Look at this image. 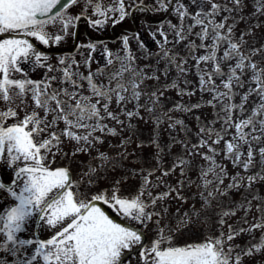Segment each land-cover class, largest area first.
Returning <instances> with one entry per match:
<instances>
[{
    "label": "snow or ice",
    "instance_id": "6c2138e0",
    "mask_svg": "<svg viewBox=\"0 0 264 264\" xmlns=\"http://www.w3.org/2000/svg\"><path fill=\"white\" fill-rule=\"evenodd\" d=\"M79 2L80 0H0V37L10 34V38L0 39V100L13 103V90H16L15 96L20 98L21 103H24V97L30 93L34 104L33 111L25 113L22 118H18V112L11 107L0 112V160L12 169L10 178L0 180V253L8 257L0 259V264H123L124 252L131 251L137 245L143 249L139 254L143 264H242L243 257L264 253V196L258 198L254 193H250L251 199L246 198V206L241 205L245 211L243 223L248 224L247 228L228 225L227 241H234L244 233L252 235L257 231L261 232L259 240L256 241L253 235V242L247 246L229 244L226 248L223 233L219 236H208L202 242L177 246L172 243V236L166 235L164 228L159 227L160 221L156 220L157 237L150 247L144 248L142 227L152 222L153 217L161 215L158 211L149 212L147 209L150 206L155 207L157 201L167 199L171 192L177 191L176 189L169 187L168 191L153 197L148 186L156 185L149 179L154 172L149 171L148 175L142 178L140 190L127 198L121 197L118 189L113 190L111 194L98 192L90 197L85 194L83 198H77V194L71 189L79 184H74L69 169H52L46 165L47 155H56L53 149L59 148L62 137L87 146L103 143L101 137L94 133L111 136L117 134L116 129L104 123L105 120L123 124L124 121L119 119L120 115L131 121L139 116L141 108L154 114L159 101V88L150 94L142 89L146 80H159V76L155 74V70L152 75H148L143 69L131 67L134 57L128 53L127 36L122 38L126 56L123 59L117 57L121 67L108 75L107 84L96 83L91 74L80 77L87 81V91L90 95L78 91L69 92L67 89H52L48 82L12 78L13 72L22 73L21 60L27 62L34 58L36 64L43 67L40 61L46 59L35 50L28 39L20 37H32L41 44L48 45L49 40L53 38L49 37L45 29L49 23H55L57 20L65 34H69L68 29L74 27V21L80 20L81 16H69L66 14L67 9ZM86 2L93 6L92 15L101 17L89 19L93 27H102L109 19H112L114 24L120 23L130 15L124 0H116L113 6H104L96 0ZM195 2L196 0H193V3ZM207 2L210 4V10L191 15L187 6L179 0H155L153 11H172L180 21L179 26L171 23L168 25L174 37L172 40L164 30V25L159 26L158 34L162 39L157 41L160 47L157 62L163 61L166 66L174 65L179 73L186 75L188 69L184 65L188 63L187 58L181 57L182 62L177 63L178 52H172L165 45L171 43L175 47L195 34L199 43L188 41L186 47L190 54L203 50L202 55L191 56L194 61L192 67L197 70L200 91L211 93L207 104L218 110L217 120L211 123L221 125L219 129L201 125L197 134L198 142L192 145V149H206V152H194L188 149L186 143L175 139L172 143H184L188 156L199 154L209 163V168L201 169L205 188L212 183L206 179L209 174L216 176L219 182L223 183L220 177L227 174L226 169L215 159L221 155L223 159L231 161L233 167H238L245 173L259 169L246 177L247 186L251 188L252 185L264 181V66L252 60V56L261 50L253 49L250 55H245L241 51L243 34L236 42L230 38L234 26L227 23L229 17L223 16L219 22L215 20L222 11L232 12L244 7V0H232V7L227 4L220 5L214 0ZM173 4L174 8L171 7ZM133 7L140 8L141 5L133 0ZM109 13L119 15L110 16ZM252 15L264 16V0H254ZM189 18L192 23L185 26V21ZM194 28L200 30L194 33ZM156 35L157 33H152L153 40H156ZM61 39L60 35L54 37L56 42ZM137 39L139 40V37ZM140 47H144L142 43ZM108 55L111 56V53ZM260 59L264 61V54L260 55ZM60 62L64 63L63 60ZM112 63V59H109L108 64ZM202 65L208 67L205 69ZM51 70L49 68V71ZM167 72L168 67H165L164 75H167ZM63 77L62 82H70L74 89L82 87L72 79V73L67 68L63 70ZM51 79L54 80L55 77ZM185 84H188L187 80ZM168 87L176 88L178 85L172 82L165 85V90ZM179 94L193 93L180 90ZM144 95H148L149 99L145 104H141ZM160 95H163V92H160ZM113 104L118 111L112 110ZM128 104H132L134 110H128ZM193 107L199 108L200 105H176L178 110L185 112L191 111ZM36 109L41 110L43 116ZM219 112L224 115L220 116ZM9 119L16 122L6 124ZM161 119L157 116L156 123L159 124ZM60 122L64 128L57 134L52 129ZM175 124L182 125L183 122L176 120ZM169 127L174 125L169 124ZM45 136L47 138H44ZM152 142L157 149L163 151L155 138ZM166 147L170 149L171 145ZM99 159L112 167L119 164V161L104 153L99 154ZM189 165V160L178 155L171 169H164L162 175L168 176L170 171L177 168L181 175H185L186 171L190 170ZM96 172V168H89L85 173L88 182H91ZM243 179L237 173L228 187L240 188ZM157 180L164 183L159 177ZM216 190L220 191L219 188ZM145 192L149 200L144 199ZM212 195L211 191L207 196L201 193L205 206L209 204L208 197ZM177 198L184 199L178 191ZM252 201H256L258 215L253 218L252 223H248L246 216L251 211ZM98 203L106 204L117 215L135 222L141 228L115 222L97 206ZM184 215L186 219L178 221L177 230L181 224H186L193 216L199 217L201 213L193 205ZM229 215H235V212L222 213L219 221L222 226L225 223L223 217ZM33 217H37L50 228L57 229L51 238H19L18 234L25 231V225ZM166 227L169 232L173 231L170 226Z\"/></svg>",
    "mask_w": 264,
    "mask_h": 264
},
{
    "label": "rangeland",
    "instance_id": "374dc122",
    "mask_svg": "<svg viewBox=\"0 0 264 264\" xmlns=\"http://www.w3.org/2000/svg\"><path fill=\"white\" fill-rule=\"evenodd\" d=\"M96 2H101L104 6H113L116 0H96ZM179 2L187 6L191 15H195L196 12L202 10H210V4L207 0H196L195 3H193V0H179ZM214 2L220 5L227 4L229 7H232V0H214ZM135 3L141 5V7H133V0H124L126 9L130 15L120 23L114 24L112 19L107 20L102 27H93L89 23L90 29L88 33L92 40L83 34L84 21L78 22L76 52L73 56L64 54L63 51L73 49V30L75 26L68 29L69 34H65L59 20L55 23H49V37L53 39H50L48 44L50 52L48 54L47 75L44 82L50 83L52 89H67L69 92L78 91L84 95H90L87 91V81L80 79V77H86L91 74L96 83L107 84L108 75L121 67L120 60L117 57L123 59L126 56L122 38L127 36L128 53L134 57L131 67L137 70L143 69L148 75H152L153 70H155V74L159 76V80H146L144 85H142L143 92L145 93L150 94L157 88L160 89V92H163V95L157 92L159 101L156 104L155 113L151 114L141 108L139 116L134 117L131 121L125 116L120 115L119 119L124 121L123 124L105 120L104 123L116 129L117 134L111 136L102 135L99 132L94 133V135L101 137L103 143H95L92 146L77 144L75 141L62 137V143L59 145V148L53 149L56 155H47L45 160L46 165L51 168L56 165L69 167L74 174V181L83 178L88 179L85 173L88 172L90 167L96 168L97 172L93 174V180L99 184L98 186L106 190L107 187L111 188L112 191L118 189L120 194H124L125 197L136 194L140 190L142 178L147 176L149 171H153L154 175L149 177V179L156 186H148V190L152 192L153 197L168 191V188L171 187L176 189L184 199H178L177 191H173L167 199L157 201L155 207L150 206L147 209L149 212L158 211L161 213L160 216L153 217V221L147 224V228L152 230L150 233L152 241L157 237L158 226L155 223L156 220L160 221L159 227L164 228L165 234L172 236V243L175 245H180L181 241L186 244L202 242L208 236H219L221 233L224 234L223 238L226 248L229 244L247 246L253 242V235L255 240L258 241L261 236V232L259 231L252 235L247 233L241 234L234 241H227V233L228 225H232L233 227H248V224L243 223L245 211L241 205H245L246 198L251 199L250 193H254L258 198L264 196V181L252 185L251 188L247 186V175L253 174V172L259 169L245 173L242 169L233 167L231 161L223 159L222 155L216 156L217 162L225 166L227 174L220 177L223 179L222 184L216 176L209 174L206 179L212 181V183L205 188L204 180L201 178V169L209 168V163L199 154L194 156L186 154L184 143L188 145V149L194 152H206V149H192V145L198 142L197 134L201 125L207 127L214 126L217 129L221 127L220 123H215L214 125L211 123L217 120L218 110L207 104V101L211 99V93L200 91L197 70L192 67L194 61L191 59V56L202 55L203 50L190 54L186 47L188 41H194L198 44V38L193 34L183 44L176 45L175 47L171 43L165 45L172 52H178L177 63L182 62L181 57L187 58L188 63L184 65L188 69L186 75L179 73L174 65L166 66L163 61L158 63L157 56L160 52V47L157 41L162 39L158 34L159 26L161 24L164 25V30L168 33L169 39L172 40L174 37L168 25L171 23L179 26L180 21L172 11L167 13L153 11L156 6L155 0H135ZM244 4L245 6L239 10L232 12L222 11L215 17V20L219 22L223 16L229 17L227 23L234 26L230 38L233 42H236L240 39L241 34H243L241 51L245 55H250L253 49H260L261 52L253 55L252 60L264 66V61L260 59V55L264 54V16L254 17L252 15L254 0H244ZM171 7L174 8L175 4ZM145 8L147 10H143ZM92 10V5H89L86 0H80L67 15H85L91 20L101 18L93 16ZM109 15L118 17L119 14L109 13ZM190 23L192 21L189 18L185 21V26ZM75 24L76 22L74 21ZM199 30V28H194L193 32L195 33ZM152 33H157L156 40H153ZM56 35L62 37L59 42L54 40ZM104 37L108 39L104 40ZM137 37H139V40ZM141 43L144 46L143 48L140 47ZM208 43H211V41H208ZM89 45H94L95 47H89ZM108 53H111V56ZM109 59H112V64H108ZM61 60L64 63H61ZM124 62L127 63L126 60ZM165 67H168L167 75H164ZM201 67L206 69L208 66L202 65ZM49 68L52 70L49 71ZM65 68L72 73V79L77 84L82 85L80 89H74L70 82H62L64 79L63 70ZM16 74L19 75L20 79L33 80L29 75ZM52 77H55V79H51ZM244 78L247 79V77ZM185 80L188 81L187 85L185 84ZM172 82H176L178 87H168L165 90V85H170ZM217 83H219V80H217ZM180 90L193 94H179ZM15 91L13 90V103L9 104L0 100V112L6 111L11 107L18 112V118H22L25 113L33 111L34 104L30 93L24 97V103H21L20 98L15 96ZM148 99L149 96L144 95L140 103L145 104ZM196 104H199L200 107H193L188 112L176 108V105L192 107ZM126 107L128 110H134L132 104H128ZM112 110L118 111L115 104L112 105ZM36 111L40 112V115L43 116L41 110L36 109ZM219 115L223 116L224 113L219 112ZM157 116L162 118L159 124L156 123ZM176 120L182 121L183 124H175ZM15 122V120L9 119L6 124ZM129 124L131 127H129ZM169 124L174 125V127L170 128ZM63 128L64 125L60 122L52 130H55L59 134ZM44 138L47 137L45 136ZM153 138L159 142L163 151L157 149L156 145L152 142ZM174 139L184 143H172ZM137 145L141 146L138 147ZM167 145H171L170 149L166 147ZM85 148L87 149L86 151L82 150ZM158 152L159 156H157ZM100 153H104L113 160L119 161V164L116 167L110 165L107 171L103 172L104 170L100 168L103 162L99 159ZM208 154L211 155L210 153ZM178 155L184 156V158L190 161V170H187L185 175H181L179 168H177L175 171H170L168 176H163V170L171 169ZM237 173L244 178L241 180L240 188H229L228 185L233 183L232 177ZM157 177L164 183H160ZM116 181H119V183L117 184ZM171 184L174 185L170 186ZM75 188L71 189L74 193ZM217 188L220 191H217ZM209 191L213 195L208 197L209 204L205 206L201 193L207 196ZM221 192L224 194L222 195ZM144 199L149 200L147 192H145ZM193 205L200 211L201 215L199 217L193 216L189 222L181 224L179 226L180 229L174 232L175 229L173 228H177L179 219H186L184 215L186 211L182 207L184 206L190 211ZM161 208L167 209L168 213L161 211ZM176 211L184 213L179 217H175L173 214ZM225 211L235 212V215L223 217L225 223L222 226L219 221L222 213ZM257 215L256 201H252L251 211L246 216L248 223H252L253 218ZM35 218L33 217L31 221L32 230L34 229ZM166 226H170L173 231L169 232ZM182 228L185 229L180 232ZM56 230L49 226L45 227L42 221H40L38 226V233L41 238L48 237L56 232ZM19 238L25 239L24 235H20ZM32 239H35L34 234ZM1 259H8V257L6 254L1 253ZM125 264L131 263L125 262ZM242 264H264V253H255L251 257H243Z\"/></svg>",
    "mask_w": 264,
    "mask_h": 264
},
{
    "label": "flooded vegetation",
    "instance_id": "af4514ba",
    "mask_svg": "<svg viewBox=\"0 0 264 264\" xmlns=\"http://www.w3.org/2000/svg\"><path fill=\"white\" fill-rule=\"evenodd\" d=\"M45 31L49 35L48 26L46 27ZM7 38H10V34H5L4 36L0 37V39H7ZM20 38L28 39L29 42L33 44V47L35 48V50L37 52H39L42 55V57H46V59H42L40 61V64L44 65L43 67L38 66L36 64L34 58L30 59L27 62L21 60L20 67L22 68V74L29 75L33 79V81L39 80L38 82H44L45 77L47 75L48 54L50 52L48 50V45H43L40 42L34 40V38H32V37H20ZM73 46L74 47L76 46V39H74ZM12 78L13 79H20L19 75H17L15 72L12 73ZM11 175H12V169L8 168L3 160H0V180L10 178ZM74 180H73L74 184L75 183L79 184V186L75 188V193L77 194V198H80V197L83 198L85 194L90 197L91 195L97 194L98 192H106L108 194H111V192H112V190H109L108 187H107V190L102 188V187H99L98 186L99 184H97L93 179L91 180V182H88V179H86V178L80 179L78 181L77 180L74 181ZM172 185H174V184H171L170 186H172ZM93 191H94V193H92ZM118 194L121 197H123V195L120 194L119 191H118ZM97 206L101 207L105 211V213L110 216V218H112V219L115 218L117 221H122V222L128 223L134 227L141 228V226L136 225L135 222L128 221L127 219L117 215V213L114 210L110 209L106 204H99L98 203ZM182 214H183L182 212L176 211V213L173 215L175 217H179ZM32 219L29 220V222L25 225V231L23 233L18 234L19 236L24 235L25 239H32L33 234H34V229L32 230V226H31ZM116 220H114V221L117 222ZM179 220H181V219H179ZM42 223L44 224L45 227L48 226L46 223H44V222H42ZM117 223H119V222H117ZM173 229H175L174 232H176L180 229V227L178 230H177V228H173ZM183 229H185V228H182L180 230V232ZM142 231H143V234L145 235V248L150 247V244H151V243H149L150 230L146 226V227H142ZM51 235H49L48 237H50ZM48 237H46V238H48ZM184 245H186V243H183L182 241L180 242V245L177 244V246H184ZM0 259H1V253H0ZM125 261L135 262L136 264H143V261L140 259V255H133V256H131L130 259L127 257L124 259V262Z\"/></svg>",
    "mask_w": 264,
    "mask_h": 264
}]
</instances>
